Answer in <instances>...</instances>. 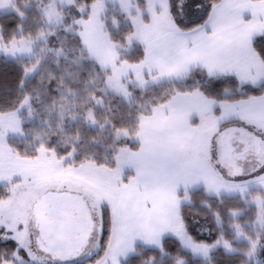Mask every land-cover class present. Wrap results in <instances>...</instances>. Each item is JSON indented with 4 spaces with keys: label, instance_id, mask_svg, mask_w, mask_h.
<instances>
[{
    "label": "trees",
    "instance_id": "obj_1",
    "mask_svg": "<svg viewBox=\"0 0 264 264\" xmlns=\"http://www.w3.org/2000/svg\"><path fill=\"white\" fill-rule=\"evenodd\" d=\"M99 1L74 0L69 14L79 19L75 8L90 9ZM221 1L195 0L190 7L188 0H169V7L177 29L190 31L203 25ZM44 3L17 0L13 11L0 15V36L6 45L49 34L46 44L37 45L33 58L0 57V115L15 113L30 101V110L21 115L25 139L9 141L20 157L35 159L41 149L53 152L73 168L91 163L114 170L121 149H139L134 139L142 119L175 95L199 92L218 102H236L264 94V84L242 85L234 77H211L197 69L183 81L165 82L142 91L141 100L129 104L108 89V72L89 56L76 25L65 19L63 28L48 26L42 11ZM107 9L106 18L113 14L123 20L119 9ZM254 49L264 62V37L255 41ZM144 56V46L135 44L121 60L141 64ZM9 191L0 187V207ZM251 197L212 196L205 189L182 191L180 199L188 201L180 205L179 218L195 246L213 248L208 257L198 256L170 235L159 249L139 246L122 264H264V214L261 227L257 226L258 211L249 203ZM8 246L13 250L17 247L14 242ZM21 251L28 260L27 253ZM4 258L11 261L7 255Z\"/></svg>",
    "mask_w": 264,
    "mask_h": 264
},
{
    "label": "rangeland",
    "instance_id": "obj_2",
    "mask_svg": "<svg viewBox=\"0 0 264 264\" xmlns=\"http://www.w3.org/2000/svg\"><path fill=\"white\" fill-rule=\"evenodd\" d=\"M16 1L0 0V15L13 11ZM37 1L41 4L45 2L42 11L50 28H63L65 19L72 26L76 25L77 33L82 38L83 46L89 56L103 71L108 72L106 86L127 103L139 102L142 91L162 84L153 76H144L141 72V64H129L121 59L133 45H143L141 43L145 36L160 32V28L167 30L174 26L177 28L169 0H101L90 9L86 6L75 8V12L81 15L79 19L69 14L70 7L75 6L74 0ZM188 3L191 7L195 5V0H188ZM109 7L119 9L123 14V20L113 14L106 18ZM48 36L49 34H41L35 39L22 38L8 45L4 44L0 36V57L8 60L33 58L37 45L46 44ZM29 110L30 101L27 100L19 111L0 115V187L5 186L10 189L7 199L0 207V264H122L132 258L133 255L129 258H119L117 254L121 233L122 237H125L123 234L128 225L126 222L127 225L122 226L123 213L121 218V212L118 214L114 209V204L120 198L117 191L121 192L129 179L130 183L133 177L136 178L128 174H120L119 154L124 152V149L119 151L116 169L98 167L104 172H107L106 170L113 172L111 174L113 183L109 187L97 188L103 191V196L96 194L92 189L97 187V180H93V187L90 189L74 180L50 179L48 176L54 174L60 178L65 174L77 176L80 174V168L95 165L85 163L73 168L64 160H59L53 152L41 149L35 159L23 158L16 154L10 148L9 141L25 139L21 115ZM212 120H216L215 117ZM209 126V123L205 127L198 126L201 129L200 136L185 148L183 168L197 176L199 183L202 180L204 184L208 183L214 189L212 193H216L215 196L223 193L229 196H245L242 194L247 193L250 188H256L249 193L252 194L249 203L257 209L256 225L261 227L264 214V125L258 126L254 122L230 124L225 130L209 129ZM235 132L238 138L228 145L226 139ZM138 134L134 139L137 142ZM226 152L232 153L230 160L225 158ZM146 179L149 180V177L146 176ZM135 180L133 185L136 184ZM142 182L145 184L144 179L140 184ZM255 191L260 193H254ZM51 192L77 195L84 201L91 214L93 238L87 243L78 259L61 261L48 254L38 243V224L34 218L35 205ZM104 196L112 200L107 203ZM187 201L188 199H180L178 208L174 212L175 224L168 236L178 237L188 250L207 258L213 248L204 249L195 246L188 238L179 218V207ZM138 214H141V211L136 210L132 215ZM203 227L206 230L204 225ZM135 228L136 232L141 230L139 225ZM10 242L17 245L14 250L12 246H8ZM22 249L27 253L28 260L24 259ZM5 255L11 261L2 260L5 259Z\"/></svg>",
    "mask_w": 264,
    "mask_h": 264
},
{
    "label": "crops",
    "instance_id": "obj_3",
    "mask_svg": "<svg viewBox=\"0 0 264 264\" xmlns=\"http://www.w3.org/2000/svg\"><path fill=\"white\" fill-rule=\"evenodd\" d=\"M159 31L145 36L141 43L145 48L140 65L144 76H153L160 83L183 81L194 70L201 69L211 77H234L242 85L259 87L264 84V62L254 49L255 41L264 37V0H222L201 26L190 31H179L175 26ZM250 122L264 125V94L236 102H218L199 92L179 93L142 119L139 149H124L119 154L120 174L136 177L126 182V189L117 191L120 198L114 204L121 218L123 213L122 226L128 223L124 228L125 237L121 233L117 249L119 258L134 255L138 245L161 247L175 224L174 212L182 191L205 189L215 196L208 183L204 184L203 180L199 183L198 177L182 166L185 148L200 136L198 126L205 127L209 123V129L225 130L230 124ZM79 171L77 176L65 174L60 178L54 174L48 178L74 180L90 189L97 180V187L92 189L101 195L103 191L97 188L113 183V172L108 170L104 172L90 165ZM143 179L145 184H140ZM255 189L250 188L242 195ZM105 199L107 203L112 200ZM136 210L141 214L132 215ZM136 225L141 228L139 232H136Z\"/></svg>",
    "mask_w": 264,
    "mask_h": 264
},
{
    "label": "flooded vegetation",
    "instance_id": "obj_4",
    "mask_svg": "<svg viewBox=\"0 0 264 264\" xmlns=\"http://www.w3.org/2000/svg\"><path fill=\"white\" fill-rule=\"evenodd\" d=\"M39 245L61 261L78 259L84 244L93 238V219L84 201L54 192L46 194L34 209Z\"/></svg>",
    "mask_w": 264,
    "mask_h": 264
},
{
    "label": "water",
    "instance_id": "obj_5",
    "mask_svg": "<svg viewBox=\"0 0 264 264\" xmlns=\"http://www.w3.org/2000/svg\"><path fill=\"white\" fill-rule=\"evenodd\" d=\"M237 138H238V136H237L236 132H235V133H232V134L229 135V137L226 139V143H227L228 145H229V144H232V143H234V142L236 141ZM231 157H232V153H231V152H226V153H225V158H226L227 160H230ZM64 195H67L68 197H74V195H72V194H64ZM87 243H88V242H87ZM87 243L84 244V246H83L82 248H84V247L87 245Z\"/></svg>",
    "mask_w": 264,
    "mask_h": 264
}]
</instances>
